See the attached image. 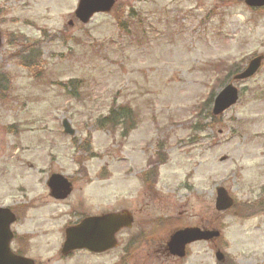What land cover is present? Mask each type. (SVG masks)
<instances>
[{
  "label": "rangeland",
  "instance_id": "rangeland-1",
  "mask_svg": "<svg viewBox=\"0 0 264 264\" xmlns=\"http://www.w3.org/2000/svg\"><path fill=\"white\" fill-rule=\"evenodd\" d=\"M77 5L0 0V75L8 77L0 95V207L21 202L17 187L52 174L94 182L77 183L60 224L47 222L34 264H122L126 240L148 228L154 234L132 264H264V209L250 211L264 205V10L243 0H116L81 24ZM30 52L38 57L23 67ZM259 56L251 77L229 76ZM229 85L237 102L213 116L214 99ZM127 112L134 122L127 133L120 123L98 125ZM149 165L157 168L153 189L141 177ZM218 188L234 207L215 211ZM74 207L129 212L135 223L117 232L126 235L110 251L62 258L56 229ZM183 228L219 238L172 261L162 250Z\"/></svg>",
  "mask_w": 264,
  "mask_h": 264
},
{
  "label": "water",
  "instance_id": "water-1",
  "mask_svg": "<svg viewBox=\"0 0 264 264\" xmlns=\"http://www.w3.org/2000/svg\"><path fill=\"white\" fill-rule=\"evenodd\" d=\"M250 8L264 7V0H244ZM115 0H79L74 12L75 18L82 24H87L95 14L108 13L112 9ZM71 24V23H70ZM2 38L0 36V47ZM262 57L251 60L245 71L237 75L234 80H244L251 77L261 64ZM238 100V93L231 85L223 89L214 99L212 114L218 116L233 106ZM64 134L72 136L74 131L67 121H63ZM49 186L52 194L62 198L70 193V185L60 175L51 176ZM233 206V200L223 188L216 190L215 210L223 212ZM14 222L13 215L7 209L0 208V264H32L31 261L12 255L8 248L11 238L9 226ZM132 218L127 212L107 214L99 217L87 218L78 226L66 231V238L61 253L63 255L85 249L93 253H102L116 246L115 234L122 228H129ZM219 237L217 231H204L197 228H187L175 232L168 244V252L172 256L182 258L185 247L198 241H210ZM223 254H216L217 261L223 260Z\"/></svg>",
  "mask_w": 264,
  "mask_h": 264
},
{
  "label": "flooded vegetation",
  "instance_id": "flooded-vegetation-1",
  "mask_svg": "<svg viewBox=\"0 0 264 264\" xmlns=\"http://www.w3.org/2000/svg\"><path fill=\"white\" fill-rule=\"evenodd\" d=\"M50 176L48 179H37V181L26 182L25 185L17 187V191L21 193V202L6 207L10 210V212L12 213L15 219L13 224H11L9 228L11 239L8 242V248L10 250V253L13 254L14 256L29 260L33 264L37 260L39 248L42 247V244L40 243V239L42 237H46V234H49V228H47V222H51L53 225L60 224L61 216L59 217V214L61 213V208L63 207L64 203L66 204L68 203V201L75 193L74 190L76 189L77 183H81L87 189L92 188L91 185L94 183L93 181H90V179L79 180V179L67 178V181L70 184L71 191L67 196L59 198L52 194L51 188L49 186V182L51 180ZM79 191L81 192L80 194L83 193V190L80 189ZM81 199L84 198L81 196ZM84 200L85 203H87L88 200L87 199ZM90 206L92 207L91 204ZM82 208L88 209L86 204L83 205ZM69 209H70L69 215L71 216L68 215L69 217H67V219H64V221L62 222L64 224L61 225V227H59V230L54 228L57 230V232H59V236L57 238L58 243L60 244L59 247H61V243L63 244L65 238V231L68 228L76 226L79 222H81L83 219L87 217L106 213L103 212L104 210H102L103 213L94 214L93 212L90 213L88 211L75 209V207ZM132 217H133V223H132V227H133L135 223V218L133 215ZM157 220H155L154 223H156ZM160 223L161 222L155 225L158 227L160 226L159 225ZM21 225L25 227V230L23 232H19L16 229L18 226ZM157 227H156V232H157ZM60 230L63 231L64 233L63 236H61ZM151 230H152L151 228H148L147 230L143 229L139 231L138 234H135L134 236L132 235L129 236V238L125 242L124 249L122 252V257L120 259V262H122V264H129V263L132 264V262H134L138 249L147 241H149L150 237H152V235L154 234V231L151 232ZM118 234L122 236V235H126V232L124 231ZM118 234H116V239L118 238L117 237ZM171 235L166 241L162 253L167 258H170L172 261L177 262L179 260L186 258L189 251L188 247L197 242H194L186 246L185 255L183 256V258H176L172 256L167 249V243ZM72 253H69V255H66L64 257L66 258L71 257Z\"/></svg>",
  "mask_w": 264,
  "mask_h": 264
},
{
  "label": "trees",
  "instance_id": "trees-1",
  "mask_svg": "<svg viewBox=\"0 0 264 264\" xmlns=\"http://www.w3.org/2000/svg\"><path fill=\"white\" fill-rule=\"evenodd\" d=\"M32 49H34V46H32L31 47V50ZM38 57V54L36 53V52H30V53H28V55H27V57H25V54L22 56V58H21V60L23 61V67L25 66V67H27V65L25 64V60H35L36 58ZM234 68H232L231 69V71L233 70ZM230 71V72H231ZM240 71V67H237V68H235L234 69V72H232V73H230L229 74V76L231 75V74H235V73H238ZM233 75H231V76H233ZM8 77H5L4 75H0V95H2L3 93H4V91L6 92V89H7V86H8V79H7ZM128 111H130L129 109H128ZM128 112H127V115L126 116H115V115H113V116H109V117H106V118H104L103 119V121H100L99 123H98V125L100 126H102V127H104L105 126V124H110V125H118L119 123H120V125H121V127L123 128V127H125V126H129V128L128 129H126V133L128 132L127 130H131V128H132V125H134L133 123V121H131V118H129V121H128ZM118 123V124H117ZM131 123V124H130ZM129 124V125H128ZM100 126V127H101ZM125 130V129H124ZM157 151H159L160 152V150L158 149ZM158 152V157L156 158V161H154V162H157L158 164H161V163H163V162H165V160L164 159H162L163 157L160 155V153ZM153 162V163H154ZM152 163V164H153ZM154 169H155V167H154ZM148 173V172H147ZM147 173H145L144 174V176H146V175H148L149 174V176L151 175V171L147 174ZM262 204V200L261 201H259V202H256V203H254V206H252V207H250V208H252L250 211H253V210H263L264 209V205H261ZM247 208V207H246ZM249 208V209H250ZM248 210V209H247Z\"/></svg>",
  "mask_w": 264,
  "mask_h": 264
}]
</instances>
